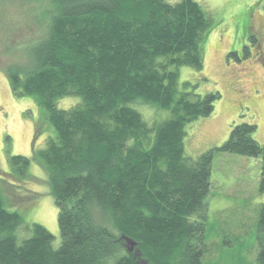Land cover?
<instances>
[{"label":"trees","instance_id":"trees-1","mask_svg":"<svg viewBox=\"0 0 264 264\" xmlns=\"http://www.w3.org/2000/svg\"><path fill=\"white\" fill-rule=\"evenodd\" d=\"M36 1L46 17L24 43L30 60L7 76L44 113L36 135L53 128L33 157L59 210L60 241L10 210L0 190V264H204L215 154L262 157L264 189L256 124L235 123L222 145L186 153L188 124L222 97L189 81L179 88L181 66L204 68L213 18L197 0ZM65 98L76 102L59 107ZM139 104L171 116L148 120ZM33 157L12 155V172L28 176ZM256 242L264 264V204Z\"/></svg>","mask_w":264,"mask_h":264},{"label":"rangeland","instance_id":"rangeland-1","mask_svg":"<svg viewBox=\"0 0 264 264\" xmlns=\"http://www.w3.org/2000/svg\"><path fill=\"white\" fill-rule=\"evenodd\" d=\"M197 1L213 18L215 27L203 42L204 68L181 66L179 88H185L189 81V88L196 85L201 95L219 90L222 97L211 115L188 124L186 153L197 158L222 145L233 125L244 121L257 125L255 138L264 144V0ZM43 5L36 0H0V190L10 210L18 211L30 224L44 225L58 243L59 210L44 165L33 157L36 149L46 145L53 128L47 123L36 135L35 125L44 113L33 97L15 96L7 76V68L13 63L29 62L24 43L40 30L46 17L40 14ZM75 102L65 98L59 107ZM139 107L148 120L171 116L166 109L147 104ZM16 154L33 157L28 176L19 178L12 172L11 157ZM262 167V157L215 154L204 264H256L258 211L264 204ZM135 245L129 243L131 249Z\"/></svg>","mask_w":264,"mask_h":264},{"label":"water","instance_id":"water-1","mask_svg":"<svg viewBox=\"0 0 264 264\" xmlns=\"http://www.w3.org/2000/svg\"><path fill=\"white\" fill-rule=\"evenodd\" d=\"M131 243H134V241H132V240H129Z\"/></svg>","mask_w":264,"mask_h":264}]
</instances>
